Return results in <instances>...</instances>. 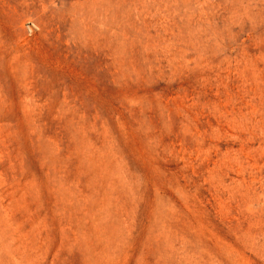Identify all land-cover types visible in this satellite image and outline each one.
<instances>
[{
    "label": "rangeland",
    "instance_id": "1",
    "mask_svg": "<svg viewBox=\"0 0 264 264\" xmlns=\"http://www.w3.org/2000/svg\"><path fill=\"white\" fill-rule=\"evenodd\" d=\"M0 264H264V0H0Z\"/></svg>",
    "mask_w": 264,
    "mask_h": 264
}]
</instances>
